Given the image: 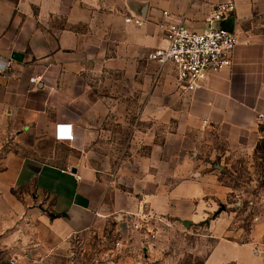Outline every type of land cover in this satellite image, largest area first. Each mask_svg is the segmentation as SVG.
<instances>
[{
    "label": "crops",
    "instance_id": "crops-1",
    "mask_svg": "<svg viewBox=\"0 0 264 264\" xmlns=\"http://www.w3.org/2000/svg\"><path fill=\"white\" fill-rule=\"evenodd\" d=\"M226 1L0 0V192L15 207L27 199L44 205L54 224L68 233L105 223L99 216L107 186L96 178L100 171L93 166L92 144L94 130L115 111L137 112V122L153 126L167 127L177 119L193 134L215 132L233 150H253L264 129L256 119L264 116V0H232L230 21L219 23L237 40L232 65L195 92L177 89L170 67L160 70L146 60L151 49L164 44L161 24L181 22L203 31L212 6ZM130 17H140L142 24L126 22ZM31 77L38 82L31 84ZM123 96L129 97V106ZM57 124L82 129L85 147L56 140ZM174 138L169 134L166 143ZM157 155L155 150L145 158L136 155L134 175L148 176L136 184H149L153 175L177 179L172 187L170 178L155 184L170 193L150 208L130 207L129 215H176L173 204L182 202L198 220L201 195L221 201L228 193L200 173L201 156L189 165L198 178L184 181V150L172 167Z\"/></svg>",
    "mask_w": 264,
    "mask_h": 264
},
{
    "label": "rangeland",
    "instance_id": "rangeland-1",
    "mask_svg": "<svg viewBox=\"0 0 264 264\" xmlns=\"http://www.w3.org/2000/svg\"><path fill=\"white\" fill-rule=\"evenodd\" d=\"M123 99L129 106V97ZM136 120L137 112L115 111L94 130L93 166L100 171L96 178L107 186L99 216L105 223L68 233L54 224L44 205L27 199L18 200L21 205L15 207L0 192V264H264V140L253 150L237 151L215 132L199 135L180 128L177 119L167 127ZM169 134L175 138L166 143ZM152 150L171 167L181 161L177 156L184 150L188 165L184 181L198 178L189 165L201 156L205 164L198 166L200 173L228 192L221 201L201 195L198 220L192 219L185 203L173 204L179 213L161 216L155 239L131 229L142 212L134 217L128 213L140 204L150 208V203L170 193L167 187L157 190L154 185L170 178L172 187L177 179L153 175L149 184H136L148 176L134 175V159L145 158ZM95 199L98 211L102 189L96 190Z\"/></svg>",
    "mask_w": 264,
    "mask_h": 264
},
{
    "label": "built area",
    "instance_id": "built-area-1",
    "mask_svg": "<svg viewBox=\"0 0 264 264\" xmlns=\"http://www.w3.org/2000/svg\"><path fill=\"white\" fill-rule=\"evenodd\" d=\"M234 10L235 4L232 0L213 5L209 16L204 20L203 31L193 30L181 22L161 24L164 44L151 49L146 54V60L160 70L170 67L177 89L184 93L195 92L208 78L232 65L237 40L233 32L219 23L227 21ZM125 21L133 22L137 26L142 24L140 17H130ZM29 82L35 84L38 81L31 77ZM256 119L259 125H264L262 114H258ZM259 137L264 140V129L259 132ZM55 139L68 142L71 148H84L86 144L84 131L73 129L68 124L55 126ZM74 176L76 180L81 179L79 175ZM160 219L156 215L142 213L138 221L135 219L131 229L150 234V238L155 239L154 228ZM116 245L120 246V243L117 242Z\"/></svg>",
    "mask_w": 264,
    "mask_h": 264
},
{
    "label": "water",
    "instance_id": "water-1",
    "mask_svg": "<svg viewBox=\"0 0 264 264\" xmlns=\"http://www.w3.org/2000/svg\"><path fill=\"white\" fill-rule=\"evenodd\" d=\"M228 21H230V20H228ZM227 30H229V31H230L231 29H230V28H228ZM74 171H75V170L73 169V170H72V173H74ZM222 209H223V208L221 207V209H220V210H222ZM50 217L52 218V217H54V215H52V214H51V215H50Z\"/></svg>",
    "mask_w": 264,
    "mask_h": 264
}]
</instances>
